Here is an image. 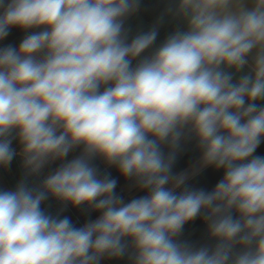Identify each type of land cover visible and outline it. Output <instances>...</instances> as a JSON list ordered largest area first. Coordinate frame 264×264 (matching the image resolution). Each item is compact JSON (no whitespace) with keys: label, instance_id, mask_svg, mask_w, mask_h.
Masks as SVG:
<instances>
[{"label":"clouds","instance_id":"clouds-1","mask_svg":"<svg viewBox=\"0 0 264 264\" xmlns=\"http://www.w3.org/2000/svg\"><path fill=\"white\" fill-rule=\"evenodd\" d=\"M141 6L0 0V169L19 168L0 264H264V0H164L133 31ZM188 144L198 159L176 172ZM208 168L214 187L191 183Z\"/></svg>","mask_w":264,"mask_h":264},{"label":"crops","instance_id":"crops-1","mask_svg":"<svg viewBox=\"0 0 264 264\" xmlns=\"http://www.w3.org/2000/svg\"><path fill=\"white\" fill-rule=\"evenodd\" d=\"M25 33L20 31L19 29H12L11 34L9 37L3 42L5 44L7 43H12L14 45L19 44L20 40L23 38ZM257 155H264V143L260 145V147L257 149ZM199 153L194 149L193 144H188L185 148V151L180 155V157L177 160L176 166H175V171L179 172L187 168L190 164H192L195 160L198 159ZM71 158V157H69ZM99 164L100 162L97 161ZM101 168H103V165H100ZM17 169L19 173V168L17 164ZM13 172V170L11 169ZM15 176L16 174L13 173ZM111 174L113 177L117 178L118 180V185L116 191L120 193L122 196L125 197V199L129 198L131 195L128 193L126 189V182L122 177L119 176V173L113 168L111 171ZM222 172H216L211 168L206 169L204 172H202L199 176H197L191 183L196 185L197 187H204L207 189H211L214 187L215 183L221 178ZM4 184V185H3ZM1 187H8L11 188V186L7 183H3ZM135 195H143V193H134ZM71 209V208H69ZM76 211V218L79 217V220L82 221L83 223L87 219V217L79 210V209H72ZM98 213H92L91 218L94 219ZM74 222V221H73ZM75 223V222H74ZM205 235V225L202 223L200 219H197L196 221L188 224L185 226L184 230V237L192 240V241H200L204 239ZM104 264H126L125 260H112V261H107L104 262Z\"/></svg>","mask_w":264,"mask_h":264},{"label":"water","instance_id":"water-1","mask_svg":"<svg viewBox=\"0 0 264 264\" xmlns=\"http://www.w3.org/2000/svg\"><path fill=\"white\" fill-rule=\"evenodd\" d=\"M163 7H164V0H142V6L140 12L134 17H132L128 23L132 27L133 31L139 28L147 29L154 22V20L159 15ZM171 27H172L171 25L165 24L161 28L157 43L162 41L164 37L167 35V33L171 31ZM17 164H18V160L13 161L11 167L13 172L11 170L4 171L0 169V187L2 186L3 183H7L11 187H14L15 183L19 178L18 169L16 167ZM109 171L111 172L112 169H109ZM13 173H15L16 176ZM45 207L48 209V211H50L53 214H55L57 211L60 210V205L54 200L48 201ZM63 215H66L69 218H71L72 221H74L77 226L83 224V222L79 220V217L76 218L77 215L76 211L72 209H68L64 211Z\"/></svg>","mask_w":264,"mask_h":264}]
</instances>
